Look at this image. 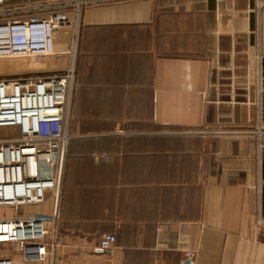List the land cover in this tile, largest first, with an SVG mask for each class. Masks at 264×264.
Segmentation results:
<instances>
[{"label":"crops","instance_id":"1","mask_svg":"<svg viewBox=\"0 0 264 264\" xmlns=\"http://www.w3.org/2000/svg\"><path fill=\"white\" fill-rule=\"evenodd\" d=\"M264 0H127L56 34L75 67L52 254L13 264H264L254 135ZM65 69L59 72L65 71ZM0 208V219L15 216ZM105 235L117 242L99 248Z\"/></svg>","mask_w":264,"mask_h":264},{"label":"built area","instance_id":"2","mask_svg":"<svg viewBox=\"0 0 264 264\" xmlns=\"http://www.w3.org/2000/svg\"><path fill=\"white\" fill-rule=\"evenodd\" d=\"M127 0H0V60L58 55L56 34L77 24L85 8ZM222 1V0H221ZM264 9V1L259 2ZM75 67L62 73L0 79V129L17 128L19 138L0 139V208L15 216L0 219V245H13L27 262H44L52 254L54 215H24L28 206L60 198L75 84ZM257 118L259 142V215L264 227V58L259 60ZM117 239L103 236L99 248L111 251ZM0 264H13L0 258Z\"/></svg>","mask_w":264,"mask_h":264},{"label":"rangeland","instance_id":"3","mask_svg":"<svg viewBox=\"0 0 264 264\" xmlns=\"http://www.w3.org/2000/svg\"><path fill=\"white\" fill-rule=\"evenodd\" d=\"M13 1L24 2L25 0ZM67 61L68 58L64 55H56L45 58L3 59L0 60V79L12 78L19 75L28 74H38V76H44L50 73L59 72L60 70L65 69L68 66ZM20 136L21 133L17 128L0 129V139L19 138Z\"/></svg>","mask_w":264,"mask_h":264},{"label":"water","instance_id":"4","mask_svg":"<svg viewBox=\"0 0 264 264\" xmlns=\"http://www.w3.org/2000/svg\"><path fill=\"white\" fill-rule=\"evenodd\" d=\"M56 73V72H55ZM57 73H61V72H57ZM187 264H192L190 261Z\"/></svg>","mask_w":264,"mask_h":264},{"label":"bare ground","instance_id":"5","mask_svg":"<svg viewBox=\"0 0 264 264\" xmlns=\"http://www.w3.org/2000/svg\"><path fill=\"white\" fill-rule=\"evenodd\" d=\"M56 73H57V72H56ZM56 73H55V74H56ZM61 73H62V72H61Z\"/></svg>","mask_w":264,"mask_h":264}]
</instances>
